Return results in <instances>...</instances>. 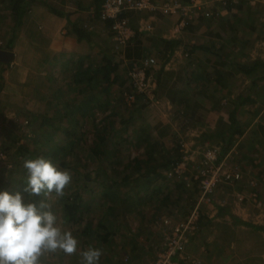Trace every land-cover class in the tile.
<instances>
[{"label": "crops", "instance_id": "obj_1", "mask_svg": "<svg viewBox=\"0 0 264 264\" xmlns=\"http://www.w3.org/2000/svg\"><path fill=\"white\" fill-rule=\"evenodd\" d=\"M180 1H193L200 10L179 30L178 16L128 12L141 30L115 51L96 0H0V117L14 112L24 75L54 74L67 81V74L81 77L110 64L125 93L128 67L154 57L153 96L135 95L128 102L141 133L165 151L178 147L188 158L190 178L194 164L211 152L228 170L240 172L241 179L222 184L211 197L217 204L207 223L214 232L239 234L246 224L264 231V0ZM148 24L151 30H143ZM236 242L216 252L214 241H190L187 251L203 264H228ZM145 250L155 257L153 244Z\"/></svg>", "mask_w": 264, "mask_h": 264}, {"label": "rangeland", "instance_id": "obj_2", "mask_svg": "<svg viewBox=\"0 0 264 264\" xmlns=\"http://www.w3.org/2000/svg\"><path fill=\"white\" fill-rule=\"evenodd\" d=\"M72 63L74 66L75 62ZM91 75L93 76L91 72H85L80 77L70 73L65 76L67 81H61L59 76L54 74L27 75V79L24 75L25 80L20 82L17 91L18 104L12 109L14 112L10 111V116L7 113L0 117L2 120L0 121V150L1 148L5 150L3 161H7L8 166H11L7 167L5 164L3 167L1 165L3 161L0 160L1 191L8 188L13 190L15 186L18 191H21L26 181V170L23 167H14V164L20 161V158L15 157L14 154L16 148L26 146L28 155L32 153L31 151L35 154L51 151L52 156L45 159L52 160L61 170H67L72 174V183L65 190V195L73 201L76 200L81 208L91 209L87 210L86 214L92 218V228H95L100 221H104L103 213H107L108 207L112 205L111 201H106L100 196L101 188L106 185L108 179L114 183L109 193L120 199L121 204L119 203L118 206L123 209L115 219L112 221L107 219L105 222L109 231H112L108 243L100 241L97 232L104 233L101 229L94 230L92 236L83 237L77 231L74 233L70 224L65 225L81 241L82 248L94 247L104 250L100 264H119L122 254L127 252L134 261L140 264H151V256L148 255L145 247L152 244L153 247L159 245L158 233L163 227V221L181 219L192 212L195 206L199 208L201 216L203 215L204 224V228L194 240L192 239L193 242H198L195 245L207 246L214 241L213 246L218 252L226 242L237 241L236 247L231 251L233 257L228 264H234V259L243 264H264L262 263L264 261V231L252 229L246 223V226L242 227L243 232L239 234L233 233L230 229L214 232V229L209 227L207 216L213 214L217 203L200 199L198 187L193 184L189 173L185 170L187 166L184 167L185 171L181 169L180 174H172L173 168L181 164L183 159L180 158L169 171L158 169L157 172L162 173L165 179L152 178V184L148 185H143L140 181L134 183L139 173L144 171L150 173L153 163L152 161L150 164L143 162L140 166L137 164L139 169L133 163L136 159H143L145 155L143 153L148 150L146 142L139 144L135 138L131 139L136 127L139 129L136 114L132 112L133 109L125 100L121 92L124 89H121L118 83L104 88L101 85L100 91L105 92L106 89L107 91L99 94V100L95 98L94 101L87 102V98L78 94L77 83L81 81L79 79L85 82ZM74 77L80 78L74 80ZM73 81L76 82L72 83ZM61 83H66L67 87ZM84 86L92 91L97 88L95 80L89 85L87 80ZM69 88L73 90V102L78 103L81 98V103L71 104L66 109L62 104L66 94L61 93ZM66 112L69 116L64 119L63 113ZM106 120H108L107 123ZM103 124L106 125L105 130L99 135V128ZM53 126L66 130L69 134L63 135L58 131L57 134L52 135V130L48 131L49 127ZM97 139L103 140L102 145H106L103 153L100 154V157H103L102 160L93 157L89 150ZM12 168L16 172L10 177ZM103 171L112 178L109 176L107 178L105 174H102ZM150 175L147 177L149 178ZM138 190L142 197V202L139 203L135 202V191ZM131 203L133 205L131 210L126 211L125 207L131 206ZM54 208H57L54 210L63 217V211L57 202L54 203ZM229 209L231 211V208ZM84 224L83 221L80 226ZM76 226V224L72 225L75 228ZM213 251L207 249V252L215 255ZM75 259L76 256L60 257L54 264H77Z\"/></svg>", "mask_w": 264, "mask_h": 264}, {"label": "built area", "instance_id": "obj_3", "mask_svg": "<svg viewBox=\"0 0 264 264\" xmlns=\"http://www.w3.org/2000/svg\"><path fill=\"white\" fill-rule=\"evenodd\" d=\"M198 7L193 1L183 4L180 0H166L161 4H157L153 0H102L98 18L103 23L110 22L108 27L112 35L114 50L118 51L134 37L136 32L141 30V28H134L129 18L123 15L124 13L159 12L164 16H178L181 21H179L175 30H179L192 17V13L198 11V9L200 10ZM204 14L206 17L210 15L207 12ZM151 28L152 26L148 24L144 26L143 30L150 31ZM155 64L156 59L148 56L144 57L139 65L128 67L127 80L130 91L123 93L127 102L133 101L135 95L153 96L155 86L152 71ZM3 159H5V155L0 151V160L3 161ZM182 159L184 161L173 168L172 174H180L181 169L186 168L185 163L188 158L184 157ZM7 167L11 166L7 164ZM193 168L191 181L198 187L200 199L209 203L218 187L224 183L241 179L239 171L235 169L228 170L225 162H218V155L212 152L205 154L198 163L194 164ZM252 198L255 203L260 205L255 195H252ZM200 216L199 208L195 206L192 212L181 219H166L163 221V227L158 233L159 245L154 247L153 264H203L200 258L187 251L189 242L201 230L202 221ZM122 263L130 264V257L128 255L124 256Z\"/></svg>", "mask_w": 264, "mask_h": 264}, {"label": "clouds", "instance_id": "obj_4", "mask_svg": "<svg viewBox=\"0 0 264 264\" xmlns=\"http://www.w3.org/2000/svg\"><path fill=\"white\" fill-rule=\"evenodd\" d=\"M22 167L27 173L22 190L0 192V264H54L73 256L77 264H100L104 250L82 248L54 210L72 174L43 157L25 158Z\"/></svg>", "mask_w": 264, "mask_h": 264}, {"label": "trees", "instance_id": "obj_5", "mask_svg": "<svg viewBox=\"0 0 264 264\" xmlns=\"http://www.w3.org/2000/svg\"><path fill=\"white\" fill-rule=\"evenodd\" d=\"M101 1L102 0H96V2L98 3V11L100 9V5H101ZM128 13V12H127ZM127 13H124L123 15L128 17L127 16ZM99 19V18H98ZM107 26L110 25V22L106 23ZM115 67L110 65V64H107L105 65L104 67H101L97 70V72H94L93 73V76L91 75L90 77H87V80H88V85L89 83H91L93 80L96 81V86L97 88L95 90H91V89H87L84 85L86 83V81L84 82V80L82 79H79L76 77L75 80L79 79L81 81H78L77 83V92L78 94L80 93L84 98H87V102H91V101H94V99L96 98L97 100H99L98 96L100 93H105L107 91L104 92H101L99 87L101 85H103L102 87H106V86H110V85H113L115 83H117L119 81V76L115 74ZM83 74V73H82ZM76 81H73L72 83H74ZM81 82V84H80ZM72 85V84H71ZM84 86V87H83ZM69 87V86H68ZM107 87V88H108ZM103 90V89H102ZM61 91V90H59ZM86 92V94H85ZM122 92V91H121ZM124 93V92H122ZM61 94H66L64 95V98L62 99V104H64V107L66 109L69 108V106L71 104H79L81 103V98H79V102L76 103V102H73V97H72V94H73V90H70L67 89L66 92H62ZM59 103V101H58ZM60 104V103H59ZM68 106V107H67ZM133 109V113H135V110L133 107H131ZM69 116V113L66 112V113H63V118L66 119V117ZM132 118V117H131ZM130 118V120H131ZM106 123L108 122V120L105 121ZM105 127L106 125L103 124L101 125V128H99V135L103 132V130H105ZM137 129L134 131V136L131 137V139L135 138L136 139V142L139 143V144H143L146 142V148L148 149L147 151H145L143 154H145L143 156V159H136L135 162H133L135 164V166H137V168L139 169V166H140V163H143V162H148L149 164L151 163V161L153 162L152 163V167H151V171L150 173L144 171V173H139L134 181L137 182V181H140L141 184L143 185H148V184H152V181L151 179L152 178H164V176L162 175V173H158V169H163V170H168L181 158L182 159V153L180 152L179 153V149L178 147H173L171 149H168L167 151H165L164 147L160 144V143H157V142H153L152 144V141L148 138V134L147 132L144 134L141 133V131H144L141 129V127H136ZM52 130L53 134L54 135L55 133L57 134L58 131H60L63 135L65 134H69L66 130H62L61 128L59 127H49V131L50 132ZM83 135V134H82ZM128 136H130L128 134ZM147 140H149V142H147ZM103 140H95L94 143H92V146L90 147V152L92 153V155H94L93 157H96L100 160H102L103 157H100V154L103 153L104 151V146L106 145H102L104 144L102 142ZM102 145V146H101ZM1 152H5V150L3 148H1L0 150ZM28 148L26 146H20L18 148H16L14 150V154H15V157H19L20 158V161L18 163H15L14 164V167L15 168H20L22 167V164H23V160L25 158H37V157H43V158H49L50 156H52L53 152L51 151H48V152H45V153H38V154H35L34 151H31L32 153H29L28 155ZM160 157V158H159ZM146 158V160L144 159ZM162 159V160H160ZM5 164H8L7 161H3L1 162V165H3V167L5 166ZM139 166H138V165ZM14 169L12 168L10 170V177L11 175H14L15 172L13 171ZM137 170V169H136ZM138 171V170H137ZM139 172V171H138ZM102 174H105L108 178V173L106 171H103ZM149 174H151L149 176V178L147 177ZM97 177V176H96ZM109 178H112L111 176H109ZM148 180H145L147 179ZM165 179V178H164ZM11 180V179H10ZM12 182V180H11ZM104 186V184L102 185ZM112 186L114 187V183L112 182L111 179H108V182L106 183V185L104 187L101 188V191H100V196L102 198H104V200L106 199V201H111L112 205L110 207H108V212L106 213H103V218H104V221H100L98 223V225L95 227V228H92L91 224H92V218L87 216V210H91L89 207L86 208V210L82 207H80L79 203L73 199L71 200L67 195H65L61 200H59L57 202L58 205H60L61 207V210L63 211V219L65 220L66 224H70L71 225V228H72V231L75 233L76 231L78 233H80V235H82L83 237L84 236H92L93 234V231L94 230H97L98 229H101L104 231V233H99L97 232L98 234V237L100 238V241H102V243H108L109 242V237L112 235V231H109L108 229V226L106 225V221L107 219H109V221H112L113 219H115L118 215H120L122 213V207L121 206H118V204L120 203V199L116 198V197H113L111 194V192L109 193V190L112 189ZM176 188L178 189V187L176 186ZM2 191H7L9 192L10 194L11 193H15L18 191L17 187L15 186V188L12 190L11 188H8V189H5V190H2ZM1 189H0V192H2ZM174 191H175V188H174ZM182 191V190H181ZM140 191L138 190L137 192L135 191V199L137 203L139 202H142V197H141V193H139ZM25 198L26 197V194H25ZM37 200L39 198H36ZM121 202H124V201H121ZM121 204V203H120ZM132 203H131V206H126L124 209L126 211L128 210H131L132 208ZM54 209H57V208H54ZM85 222V224L83 226H80L82 224V222ZM76 224V228L75 227H72V225ZM200 232V231H199ZM198 232V234H199ZM197 234V235H198ZM196 235V236H197ZM195 236V237H196ZM193 237V238H195ZM192 238V237H191ZM194 240V239H193ZM192 241V240H191ZM86 242V241H85ZM84 244V242H82ZM150 254H151V251H150ZM154 257L151 256V261ZM79 257L76 256V259L78 261Z\"/></svg>", "mask_w": 264, "mask_h": 264}, {"label": "water", "instance_id": "obj_6", "mask_svg": "<svg viewBox=\"0 0 264 264\" xmlns=\"http://www.w3.org/2000/svg\"><path fill=\"white\" fill-rule=\"evenodd\" d=\"M4 52H0V54H3Z\"/></svg>", "mask_w": 264, "mask_h": 264}]
</instances>
